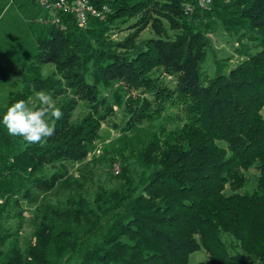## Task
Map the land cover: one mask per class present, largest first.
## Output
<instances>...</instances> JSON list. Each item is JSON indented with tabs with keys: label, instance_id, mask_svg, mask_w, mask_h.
Instances as JSON below:
<instances>
[{
	"label": "trees",
	"instance_id": "trees-1",
	"mask_svg": "<svg viewBox=\"0 0 264 264\" xmlns=\"http://www.w3.org/2000/svg\"><path fill=\"white\" fill-rule=\"evenodd\" d=\"M32 1L38 18L42 9ZM90 1L110 8L105 20L91 17L79 26L72 14L59 12L60 23L38 21L37 49L9 90L10 103L44 90L63 115L46 143L29 145L7 133L0 112V144L13 152V162L0 170V195L31 198L34 189L68 181L67 163L96 149L114 106L123 109L124 131L169 106L182 123L161 125L123 158L122 182L96 194L97 209L78 200L60 212V225L40 222L25 255L15 246L0 249V264H61L66 254L74 264H188L201 248L209 264H264V0H213L209 9L196 0ZM131 18L137 32L112 39L117 21ZM213 19L234 39L233 52L214 50ZM149 23L159 33L137 44ZM209 52L215 68L205 71ZM43 63L55 70L44 75ZM158 71L172 76L171 83ZM125 86L138 89L137 97L124 98ZM79 101L87 111L74 122ZM252 168L258 174L250 187ZM17 173L25 180H7ZM8 237L0 235V245Z\"/></svg>",
	"mask_w": 264,
	"mask_h": 264
},
{
	"label": "rangeland",
	"instance_id": "rangeland-1",
	"mask_svg": "<svg viewBox=\"0 0 264 264\" xmlns=\"http://www.w3.org/2000/svg\"><path fill=\"white\" fill-rule=\"evenodd\" d=\"M36 12L37 9L32 0H0V112H5L7 107L12 104L10 103L9 90L17 87V80L21 72L33 58L37 49L36 37L42 24L38 22ZM156 16L161 18L166 28L170 25L166 18L157 14ZM134 20L135 18H131L124 23L117 21L113 29L109 31L111 38L122 40L127 35L137 32L136 28L131 25ZM212 24L214 30L210 36L213 39L214 50L219 56L233 52L234 39L221 30L220 22L217 19H213ZM160 25L162 26V24ZM138 32V36L134 39L137 44H141L143 40L159 33L150 23L141 27ZM170 32L172 31L170 30ZM237 59L239 57H235L230 63L235 65ZM214 68L212 52H209L203 69L211 71ZM54 70V64L43 63L42 73L44 75L51 74ZM155 75L163 78L166 83H171L172 76L161 74L159 71ZM121 85L115 82L114 87ZM121 94L124 98L129 95L137 97L139 90L132 87L126 89L125 86ZM52 98L55 102L56 99L53 96ZM27 101L35 103L34 94ZM114 108L115 113L110 120L101 124L100 138L97 141L96 149L81 162L67 163L70 177L68 181L61 182L60 185L48 191L34 189L31 198L14 193L9 200L8 194L0 195V235L6 233L9 235L6 242L0 245L1 250L15 246L25 255L30 245L35 243V231L40 222L43 220L52 221L60 225L62 222L60 212L70 206H76L78 200H84L90 209H97L96 194L100 191L117 188L122 182L118 174L124 164L123 158L133 148L140 147L143 142H146L161 125L171 129L182 123V120L179 119L181 113L177 107L169 106L159 118L146 120L134 129L124 131L123 109L117 106ZM86 111L84 101H79L78 106L72 112V120L79 121ZM262 114L264 117V106ZM12 153L11 150L0 144V170L5 169V165L13 162ZM131 163L134 164L133 160ZM48 169L51 172L56 168L48 167ZM247 174L252 180L251 187L256 182L258 170L252 168ZM7 180L16 184L18 180L24 181L25 178L23 173H17L16 175L9 174ZM32 198L35 199L32 200ZM7 200L9 202L6 206L4 204ZM74 263L75 259H69V254H66L61 261V264ZM188 264H209L206 249L201 248L191 253Z\"/></svg>",
	"mask_w": 264,
	"mask_h": 264
},
{
	"label": "clouds",
	"instance_id": "clouds-1",
	"mask_svg": "<svg viewBox=\"0 0 264 264\" xmlns=\"http://www.w3.org/2000/svg\"><path fill=\"white\" fill-rule=\"evenodd\" d=\"M34 96L35 103L20 99L10 104L2 123L10 136L22 137L29 145H43L54 135L63 113L46 91H35Z\"/></svg>",
	"mask_w": 264,
	"mask_h": 264
},
{
	"label": "built area",
	"instance_id": "built-area-1",
	"mask_svg": "<svg viewBox=\"0 0 264 264\" xmlns=\"http://www.w3.org/2000/svg\"><path fill=\"white\" fill-rule=\"evenodd\" d=\"M42 14L38 16L40 22L60 23L59 12L72 14L77 23L85 26L91 17L105 19L106 14L110 11L108 6L96 7L90 0H35ZM213 0H196L197 7L206 9L211 6ZM187 10H192L190 4H186ZM63 27V25H62Z\"/></svg>",
	"mask_w": 264,
	"mask_h": 264
}]
</instances>
